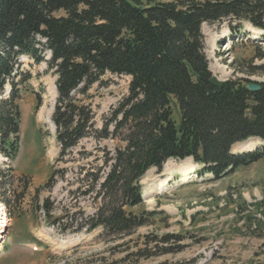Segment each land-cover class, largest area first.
I'll use <instances>...</instances> for the list:
<instances>
[{
  "label": "trees",
  "instance_id": "obj_1",
  "mask_svg": "<svg viewBox=\"0 0 264 264\" xmlns=\"http://www.w3.org/2000/svg\"><path fill=\"white\" fill-rule=\"evenodd\" d=\"M225 18L264 30V0H0V93L10 85L0 102L1 153L12 159L18 151L15 94L29 78L18 75L19 57L26 56L56 75L51 121L61 153L94 126L91 107L75 93L85 94L106 73L130 78L128 94L101 130L112 126L103 138L120 131L124 145L94 179L99 206L90 230L115 238L147 225L130 210L142 203L139 181L169 159L191 157L214 180L264 159V143L231 152L248 138L264 142V81L212 75L201 26ZM250 82L260 89L249 91Z\"/></svg>",
  "mask_w": 264,
  "mask_h": 264
},
{
  "label": "rangeland",
  "instance_id": "obj_2",
  "mask_svg": "<svg viewBox=\"0 0 264 264\" xmlns=\"http://www.w3.org/2000/svg\"><path fill=\"white\" fill-rule=\"evenodd\" d=\"M256 29L233 18L202 24L204 52L216 79L264 81V30L252 39ZM19 62L18 75L29 78L16 86L18 151L12 159L0 151V264H264V160L214 180L200 174L191 157L169 159L139 181L142 203L130 210L143 214L147 225L115 238L90 230L99 206L94 179L106 171L107 156L124 145L120 131L117 138H103L112 126L101 130L128 94L130 78L106 73L85 94L75 93L91 107L94 126L61 153L51 121L56 75L44 61L20 56ZM173 118L179 119L174 103ZM248 140L253 146L241 149ZM263 143L248 138L231 152ZM185 170H191L189 177Z\"/></svg>",
  "mask_w": 264,
  "mask_h": 264
},
{
  "label": "bare ground",
  "instance_id": "obj_3",
  "mask_svg": "<svg viewBox=\"0 0 264 264\" xmlns=\"http://www.w3.org/2000/svg\"><path fill=\"white\" fill-rule=\"evenodd\" d=\"M259 32H261V30L260 29H256L253 33H252V36H251V38L252 39H255V38H258V36H257V34L259 33ZM42 111V110H41ZM252 139V138H251ZM251 142H253L252 140H250ZM249 140L247 141V142H245V144H241L240 145V148L242 149V148H251L252 146H253V144H254V142L253 143H251ZM254 148V147H253ZM252 148V149H253ZM252 149H250V150H252ZM245 151H247V150H245ZM194 168H192V170H193ZM189 171H191V170H185V171H183V173L186 175V177H189V175H191V174H193V173H191V174H189L188 172ZM194 172V171H193ZM183 177V176H182ZM184 179H188V178H184ZM162 185V184H161ZM6 219V218H5ZM5 224V220L3 221V223H2V225H4Z\"/></svg>",
  "mask_w": 264,
  "mask_h": 264
},
{
  "label": "water",
  "instance_id": "obj_4",
  "mask_svg": "<svg viewBox=\"0 0 264 264\" xmlns=\"http://www.w3.org/2000/svg\"><path fill=\"white\" fill-rule=\"evenodd\" d=\"M246 88H247L249 91H251V92H255V91H257V90L260 89V85L257 84V83H252V82H250V83L246 84Z\"/></svg>",
  "mask_w": 264,
  "mask_h": 264
}]
</instances>
